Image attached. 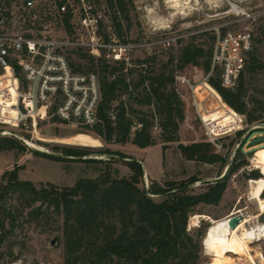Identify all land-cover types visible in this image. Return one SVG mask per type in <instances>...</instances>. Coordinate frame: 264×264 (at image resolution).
Masks as SVG:
<instances>
[{
  "label": "trees",
  "instance_id": "obj_1",
  "mask_svg": "<svg viewBox=\"0 0 264 264\" xmlns=\"http://www.w3.org/2000/svg\"><path fill=\"white\" fill-rule=\"evenodd\" d=\"M107 1L120 10V20L115 16L114 21L120 42L127 44L132 27L129 6L133 5V0ZM257 31L256 41H261L264 27ZM226 35L227 30L222 29L218 36ZM218 36L214 30L197 32L168 41L167 45L157 47L144 57L128 59L122 53L120 61L79 53L78 57L87 60L84 67L99 74L102 96L98 122L93 127H85V132L106 144L131 142L139 148H147L157 144L155 130L158 129L162 142H178L181 125L188 117L183 83L178 76L184 77L194 67L205 71L209 85L237 113L247 115L249 124L261 122L263 113L256 115L249 111L243 97L247 77L263 65L257 47L252 43L244 51L245 65L235 84L227 86L223 82L224 69L215 59ZM204 37L211 39L209 45L198 41ZM123 47L127 50V45ZM82 67L80 63L79 69ZM113 75L116 78L113 79ZM53 118L61 121L56 116ZM205 121L213 126L219 124L218 117ZM241 122L240 114L231 113L222 127L231 128ZM2 131L0 129V153L29 150L21 139L2 135ZM242 133L238 131L239 135ZM179 147L184 155L197 162H220L223 168L229 163L210 141L179 144ZM56 151L62 154L36 150L33 153L61 161L95 163L99 166L97 176H82L72 186L49 183L37 187L30 180H22L18 168L5 172L0 182V247L10 239L25 210L32 221L45 218L52 211L61 220L66 264H204L202 243L207 222L201 219L198 227L189 228L190 219L195 214H204L200 209L202 204L218 205L231 174L248 164L242 150L238 149L228 173L209 183L205 192L194 193L189 186L197 177L180 183L166 181L162 184L153 180L145 189L141 161L110 147L96 151L89 146L63 145ZM90 155L107 158H88ZM117 162L129 171L124 173L116 166ZM247 176L256 179L263 175L254 169ZM8 247L11 250L12 244Z\"/></svg>",
  "mask_w": 264,
  "mask_h": 264
},
{
  "label": "rangeland",
  "instance_id": "obj_2",
  "mask_svg": "<svg viewBox=\"0 0 264 264\" xmlns=\"http://www.w3.org/2000/svg\"><path fill=\"white\" fill-rule=\"evenodd\" d=\"M56 1L58 0H40L45 5L52 3L53 8L57 4ZM98 1L96 0L97 3ZM132 4L129 6L132 19V27L128 33L129 42L127 44L120 42V54L127 55L128 59L144 57L157 47L164 46L165 43L167 45L168 41L180 37H188L207 30H214L218 36L222 29H226L225 37H217L215 50L222 69L226 66L231 72L236 73L245 65L244 58L246 59L247 55L244 52L246 49L244 45L251 47L254 43L263 65L258 72L247 77V90L243 97L248 103L249 111L256 115L263 113L261 122L249 124L247 115L237 113L217 93L218 91L209 85V76L205 71L194 67L188 70L184 77L178 76L183 83L182 95L188 115L181 125L178 142H162L160 131L156 129L157 144L147 148H139L131 142L106 144L94 134L86 133L85 128L54 120V116L49 115L42 119L36 112H32L33 117L26 116L22 104H19V109L17 108L19 95L17 80H14L10 73L3 75L1 71L0 122L3 123L0 125V129H3L1 134L21 139L29 150L24 153L13 150L0 153V182L5 172L15 168L19 169L22 180H30L37 187L49 183L72 186L82 176H97L99 166L95 163L71 159L61 161L33 153L36 150L61 155V152L56 151L58 146L79 145L89 146L96 151L110 147L136 157L145 170L143 182L145 189L149 188L153 180L162 184L166 181L180 183L197 177L198 180L189 187L194 193H202L207 190L209 183L228 173V165L232 164L237 150L241 149L248 164L231 174L220 203L202 204L200 209L204 214H195L189 224L198 227L197 217L207 222L208 229L202 243L204 264H219L220 260L221 264H264V238L246 239L245 229L235 236L239 244L231 245L227 252H221L223 247L218 251L213 249L211 251L205 246V238L214 221L242 214L248 217L257 216L252 218L245 228L253 229L264 223V204L250 198V181L254 178L247 176V173L254 169L263 175L262 170L256 167L254 158L257 152L264 148V141L253 146L250 143L254 138L264 137V36L260 37L261 41H256L258 28L264 27V0H133ZM97 5L100 6L99 3ZM110 10L106 30L108 33L115 32L120 37L114 21L115 7H111ZM53 34L65 37L60 26L53 27ZM198 41L206 45L211 43L209 37L200 38ZM124 45H127V50L124 49ZM73 59L87 65L85 58L74 55ZM231 113L241 115V125L222 127ZM214 117H218L219 120L216 126L205 121L206 118ZM238 131L243 133L239 135ZM201 141H210L216 152L228 158V165L223 168L220 162L215 164L197 162L184 155L179 147V144L190 145ZM29 142L35 145L32 146ZM87 157L107 158L104 155ZM116 166L124 173L129 171L121 162H117ZM262 196L264 200V191ZM9 201L14 202V199ZM62 236L61 220L52 211L47 213L45 218L32 221L25 210L20 215L10 239L0 247V264H66ZM53 241L55 242L52 243ZM9 244H12L11 250Z\"/></svg>",
  "mask_w": 264,
  "mask_h": 264
},
{
  "label": "built area",
  "instance_id": "obj_3",
  "mask_svg": "<svg viewBox=\"0 0 264 264\" xmlns=\"http://www.w3.org/2000/svg\"><path fill=\"white\" fill-rule=\"evenodd\" d=\"M56 2L53 8L40 0H0V72L17 80V108L22 104L26 116L36 112L42 119L50 115L77 127H93L102 97L100 76L83 64L79 69L73 56L88 53L120 61V37L106 30L112 6L107 0H99L100 6L96 0ZM113 14L120 20L117 7ZM58 26L65 37L53 34ZM215 59L220 61L217 54ZM239 71L225 66V85L233 86ZM42 109L45 113L40 114Z\"/></svg>",
  "mask_w": 264,
  "mask_h": 264
},
{
  "label": "bare ground",
  "instance_id": "obj_4",
  "mask_svg": "<svg viewBox=\"0 0 264 264\" xmlns=\"http://www.w3.org/2000/svg\"><path fill=\"white\" fill-rule=\"evenodd\" d=\"M42 113H45L44 109L41 111ZM32 146L35 144L29 142ZM255 165L258 169L262 170L263 176L252 179L250 181V198L252 200H256L259 202V204H264L262 192L264 191V148L260 149L255 158H254ZM264 212V211H263ZM242 215V214H238ZM235 215H232L228 219L224 220H218L214 221V225L210 228L208 235L205 238V246L209 250L212 251V249L215 251L219 248H222L221 252H227L231 248V245L235 244L238 245L239 242L236 241L235 236L237 233H239L242 229H245V234L244 238L246 239H253V238H264V223L258 224L255 228L253 229H248L245 228L247 223L251 221L252 218H255L257 216H243L241 220L234 226L232 227L233 224V217ZM259 216V215H258ZM243 237V236H242ZM258 238V239H259ZM239 239V238H238ZM244 240V239H242ZM241 240V241H242ZM230 248V249H229ZM222 255V254H221ZM225 255V254H224ZM222 263V260H220L219 264Z\"/></svg>",
  "mask_w": 264,
  "mask_h": 264
},
{
  "label": "water",
  "instance_id": "obj_5",
  "mask_svg": "<svg viewBox=\"0 0 264 264\" xmlns=\"http://www.w3.org/2000/svg\"><path fill=\"white\" fill-rule=\"evenodd\" d=\"M256 128H259V127H256ZM262 141H264V137H257V138H254L252 141H251V146H253V145H255V144H257V143H260V142H262ZM230 166H231V163L228 165V167H227V171L229 170V168H230ZM153 197H156L157 195H152ZM241 218H242V215H235L234 217H233V224H232V227H234L240 220H241ZM55 241H53L52 243H54Z\"/></svg>",
  "mask_w": 264,
  "mask_h": 264
}]
</instances>
